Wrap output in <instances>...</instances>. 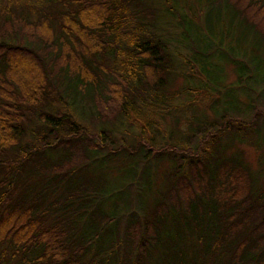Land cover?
<instances>
[{"label": "trees", "instance_id": "1", "mask_svg": "<svg viewBox=\"0 0 264 264\" xmlns=\"http://www.w3.org/2000/svg\"><path fill=\"white\" fill-rule=\"evenodd\" d=\"M0 264H264V0H0Z\"/></svg>", "mask_w": 264, "mask_h": 264}, {"label": "rangeland", "instance_id": "2", "mask_svg": "<svg viewBox=\"0 0 264 264\" xmlns=\"http://www.w3.org/2000/svg\"><path fill=\"white\" fill-rule=\"evenodd\" d=\"M207 10H208L207 8H203L201 11H198L196 13L197 17H196V20H194L195 25L188 24L187 27H188V31H189L190 34H195L196 31H198V32L200 31V33H206V34H215L216 31L219 32L220 30L223 29L222 27L217 25L218 15L216 14V10H214L213 12H212L213 9L211 10L212 18H210L209 20L206 18ZM225 28L226 29H232L231 26H228V25H226ZM236 36H237V31H234L233 40H231L229 43H227L225 45V49L224 50L228 51L229 48H230L229 45L230 46L233 45L234 47H237L238 43H237ZM243 46H246V45L245 44H240L241 48ZM224 65L225 64L220 63V68L218 69V73H220L222 71V67H223V71L226 72V74L228 75V79L231 80L232 76H233L232 75L233 71H232L231 67L224 66ZM177 83H178V85L181 83L179 79H178ZM164 105H170V103L164 104ZM136 122H137V126H141L142 123L140 121H136ZM144 135L145 136H149L148 133L147 134L145 133ZM245 154L251 159L252 162L254 161V159L256 157V152L251 147H245Z\"/></svg>", "mask_w": 264, "mask_h": 264}]
</instances>
